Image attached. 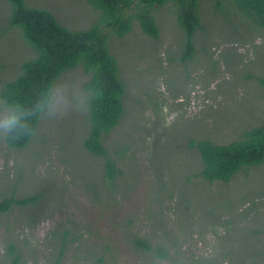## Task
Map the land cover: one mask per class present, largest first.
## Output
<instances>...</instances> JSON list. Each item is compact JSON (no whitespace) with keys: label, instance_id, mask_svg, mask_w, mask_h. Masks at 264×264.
<instances>
[{"label":"rangeland","instance_id":"rangeland-1","mask_svg":"<svg viewBox=\"0 0 264 264\" xmlns=\"http://www.w3.org/2000/svg\"><path fill=\"white\" fill-rule=\"evenodd\" d=\"M216 1L221 8H216ZM71 31L97 25L85 0H24ZM170 4L151 13L158 39L136 23L107 46L126 90L124 115L103 139L122 172L110 182L83 146L88 80L80 67L60 76L34 134L21 150L5 144L0 104V201L33 204L0 215V264H264V164L208 183L191 141L227 144L264 126V30L235 15L226 0H200L194 57L181 64L182 33ZM0 0V89L35 53ZM2 32H4L2 34ZM162 247L159 259L135 245ZM63 246V247H62ZM99 260V261H98Z\"/></svg>","mask_w":264,"mask_h":264},{"label":"trees","instance_id":"trees-1","mask_svg":"<svg viewBox=\"0 0 264 264\" xmlns=\"http://www.w3.org/2000/svg\"><path fill=\"white\" fill-rule=\"evenodd\" d=\"M3 1L10 6L7 30H19L23 41L35 53L33 59L21 64L18 75L0 89V104L9 112L4 137L6 146L21 150L28 145L50 103L54 82L80 67L88 76L83 89L88 96L89 126L83 146L88 153L100 158L107 179L114 181L122 172L108 158L103 139L120 124L126 90L119 79L116 62L108 51L109 37L123 38L136 23L145 36L155 41L159 31L151 13L170 4L169 11L182 33L180 62L185 65L195 55L193 36L202 28L200 0H85L90 8L100 12L101 17L97 25L84 31L61 27L49 12L28 7L24 0ZM226 1L245 23L264 30V0ZM216 8H221L220 1H216ZM256 80L264 90V79ZM188 147L198 154L201 163L196 177L208 183H228L237 172L264 164V126L250 129L243 138L231 143L191 141ZM36 199V196L4 198L0 201V215L13 207L33 204ZM133 241L149 255L161 260L167 258L164 248H151L141 240ZM9 247L8 264H18L19 257L14 254L13 246Z\"/></svg>","mask_w":264,"mask_h":264}]
</instances>
